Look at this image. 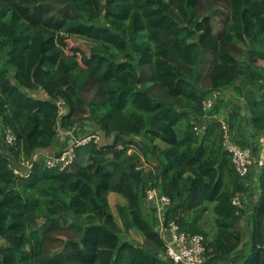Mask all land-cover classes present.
I'll return each instance as SVG.
<instances>
[{
  "label": "trees",
  "instance_id": "obj_1",
  "mask_svg": "<svg viewBox=\"0 0 264 264\" xmlns=\"http://www.w3.org/2000/svg\"><path fill=\"white\" fill-rule=\"evenodd\" d=\"M61 36L93 43L86 66ZM261 61L264 0H0V127L17 139L0 144V264H172L148 189L170 199L168 223L206 239V264H264V166L256 184L241 178L214 117L226 91L239 99L264 82ZM258 93L246 109L260 143ZM84 122L111 143L77 147L65 170L36 156L60 142L63 152L60 132ZM111 194L124 200L119 220Z\"/></svg>",
  "mask_w": 264,
  "mask_h": 264
},
{
  "label": "built area",
  "instance_id": "obj_2",
  "mask_svg": "<svg viewBox=\"0 0 264 264\" xmlns=\"http://www.w3.org/2000/svg\"><path fill=\"white\" fill-rule=\"evenodd\" d=\"M220 100L217 92L210 95L203 102L204 111L208 112ZM60 114L65 112V103L60 100L57 102ZM72 131L62 132L70 135ZM15 134L8 129L0 127V144L7 150L16 143ZM101 141L100 134H91L79 137L73 146H66L63 152L48 157L47 166L52 169L65 170L74 161L76 148L85 146L90 142ZM223 145L232 157L233 166L236 173L243 179L252 174L254 167L264 166V138L259 143V154L257 158L252 151L243 149L235 144L231 138L229 128L223 125ZM37 156V155H36ZM16 174H19L16 171ZM147 200L154 211L156 219V229L163 239L166 251L165 256L172 264H206L207 243L202 235H189L184 232L175 221L169 223L165 220L168 209L171 206L170 199L161 192L153 189L147 190ZM246 201V196L242 193L234 197L233 204L242 209Z\"/></svg>",
  "mask_w": 264,
  "mask_h": 264
},
{
  "label": "rangeland",
  "instance_id": "obj_3",
  "mask_svg": "<svg viewBox=\"0 0 264 264\" xmlns=\"http://www.w3.org/2000/svg\"><path fill=\"white\" fill-rule=\"evenodd\" d=\"M59 42L64 47L65 51H67V53L75 54L78 57V59L82 65L86 66L89 63L90 47L93 44L91 41H89L85 38H82V37H77V36L76 37L61 36L59 38ZM260 64L264 66V61H261ZM33 94L37 98H45L46 97L42 91L34 92ZM226 97H228L231 102H230V104L227 103V107H225V109L229 108L232 104H238L239 99H240V98L238 99L237 93L234 91V89H230L229 91H226L224 93L223 102H226L224 100ZM227 101H228V99H227ZM242 103L243 102H241V105H242ZM236 106H238V105H236ZM240 107H241V109L239 110L240 113H242L244 111V109H245V112L248 113V111L246 109L247 107L245 106V104L240 106ZM219 110H220V106L218 108V111ZM245 115L248 116L247 114H245ZM245 115L243 114V117H245ZM218 120L221 122L220 119H218ZM222 124L226 125L225 123H222ZM90 127H91V129H90ZM90 127L87 124L85 126V122H84L80 126H78V128H76L70 135H67L66 137H64V136L61 137V140L63 143L64 142L66 143V146H73V144L78 140L79 137L83 138L87 135L99 133L100 138H101V141H99L100 144L111 143V139L106 138L105 135L100 130L96 129L93 125H90ZM84 131H86V132H84ZM68 141H70V143H67ZM88 151H89V149L87 147H84L82 149V152L84 153L82 155L83 163L85 162V160L87 158ZM145 168L148 169V166L146 165ZM246 200H248V199L246 198ZM109 202H110V205L112 207V210H113L116 218L119 220V216L117 214V206L124 204L123 198H121L117 194H111L110 198H109ZM242 224H243L242 225V233H243V240H244L242 249H244L247 246L249 239H250V233H249L248 226H247V218L243 219ZM204 228L209 233L210 236L213 235V233L215 231V223H214V214L211 210L208 211V213L205 215ZM130 236H131V239L133 241H135L136 243H141L143 241V236L135 229L131 230Z\"/></svg>",
  "mask_w": 264,
  "mask_h": 264
},
{
  "label": "crops",
  "instance_id": "obj_4",
  "mask_svg": "<svg viewBox=\"0 0 264 264\" xmlns=\"http://www.w3.org/2000/svg\"><path fill=\"white\" fill-rule=\"evenodd\" d=\"M262 90H264V82L256 83L255 86H253V88L248 87L245 90V95L239 99L238 104H232L229 108H226V109H225V107H227V103L230 104L231 101L228 97H226L224 99L226 102H223V98H224L223 97L221 102H220V110H219L217 116H214V117L220 119L222 123L227 124L233 142L243 149H248V150L252 151L256 158L259 154V138H260V135H258L256 130L253 128L252 123H251V118L249 116L245 115V114H247L245 112V109L242 113H240L239 110L241 109L240 106H242L244 104L246 106L248 102L256 101L257 97L259 96L258 92L262 91ZM227 99H228V101H227ZM241 102H243L244 104L242 103V105H241ZM236 105H238V106H236ZM243 114L245 115V117H243ZM60 133L62 134L61 137L66 136L64 133H62V132H60ZM67 143H70V141H68ZM60 149H61V142L56 147H52L48 150H41V151L37 152V156L42 153L47 158L53 157V156L57 155V153L60 151ZM257 171H258L257 167H254L252 174L253 173L257 174ZM254 174H253V176H250V177H252L251 178L252 180H250V181H251V183L256 184L257 177ZM253 189H255V187ZM253 189H252V191L249 190L248 194H252V197H256L255 192L258 193V191L256 189L254 191ZM212 264H224V263L217 261V262H214Z\"/></svg>",
  "mask_w": 264,
  "mask_h": 264
},
{
  "label": "water",
  "instance_id": "obj_5",
  "mask_svg": "<svg viewBox=\"0 0 264 264\" xmlns=\"http://www.w3.org/2000/svg\"><path fill=\"white\" fill-rule=\"evenodd\" d=\"M131 176L134 177V178H136V179H138V181L140 182V177H139V175H137V174H131Z\"/></svg>",
  "mask_w": 264,
  "mask_h": 264
},
{
  "label": "clouds",
  "instance_id": "obj_6",
  "mask_svg": "<svg viewBox=\"0 0 264 264\" xmlns=\"http://www.w3.org/2000/svg\"><path fill=\"white\" fill-rule=\"evenodd\" d=\"M99 134V133H98Z\"/></svg>",
  "mask_w": 264,
  "mask_h": 264
}]
</instances>
